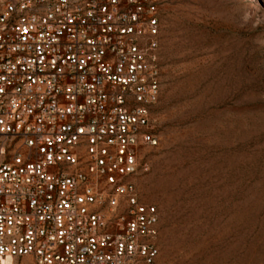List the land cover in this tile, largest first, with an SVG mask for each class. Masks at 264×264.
Here are the masks:
<instances>
[{
	"label": "built area",
	"instance_id": "built-area-1",
	"mask_svg": "<svg viewBox=\"0 0 264 264\" xmlns=\"http://www.w3.org/2000/svg\"><path fill=\"white\" fill-rule=\"evenodd\" d=\"M160 7L0 0V264H157Z\"/></svg>",
	"mask_w": 264,
	"mask_h": 264
},
{
	"label": "rangeland",
	"instance_id": "rangeland-1",
	"mask_svg": "<svg viewBox=\"0 0 264 264\" xmlns=\"http://www.w3.org/2000/svg\"><path fill=\"white\" fill-rule=\"evenodd\" d=\"M157 145L132 180L157 264H264V0H161Z\"/></svg>",
	"mask_w": 264,
	"mask_h": 264
}]
</instances>
